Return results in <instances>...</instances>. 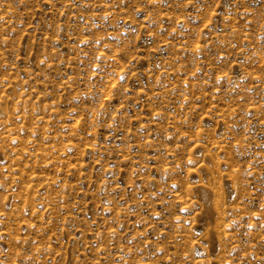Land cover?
<instances>
[{"label":"rangeland","instance_id":"obj_1","mask_svg":"<svg viewBox=\"0 0 264 264\" xmlns=\"http://www.w3.org/2000/svg\"><path fill=\"white\" fill-rule=\"evenodd\" d=\"M0 264H264V0H0Z\"/></svg>","mask_w":264,"mask_h":264},{"label":"bare ground","instance_id":"obj_2","mask_svg":"<svg viewBox=\"0 0 264 264\" xmlns=\"http://www.w3.org/2000/svg\"><path fill=\"white\" fill-rule=\"evenodd\" d=\"M209 160V159H208ZM210 162V161H209ZM207 163V162H206ZM207 166V165H206ZM209 168V167H208ZM207 168V169H208ZM201 169V168H200ZM210 169H211V166H210ZM216 170V169H215ZM203 172V171H202ZM207 172V171H206ZM208 175H210L211 177H212V172L209 170L208 172ZM205 174V173H204ZM203 185V184H202ZM201 188V187H200ZM212 188V187H211ZM201 191V190H200ZM200 193V192H199ZM212 194H213V192H212V190H206L205 188H204V190H202L201 191V194H200V196H201V199H202V201H203V203L204 204H202V205H204V207H205V212L206 213H208V215L214 210V207H215V202H214V200L212 199ZM199 196V195H198ZM197 196V197H198ZM214 197V196H213ZM200 198V197H199ZM202 203V202H201ZM203 211V210H202ZM212 214V213H211ZM210 214V215H211ZM209 215V216H210ZM210 218H211V216H210ZM209 218V219H210Z\"/></svg>","mask_w":264,"mask_h":264}]
</instances>
